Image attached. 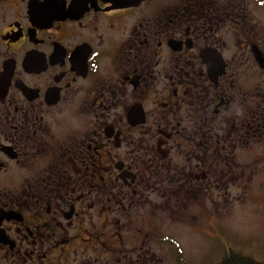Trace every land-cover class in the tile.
<instances>
[{"label": "flooded vegetation", "instance_id": "af4514ba", "mask_svg": "<svg viewBox=\"0 0 264 264\" xmlns=\"http://www.w3.org/2000/svg\"><path fill=\"white\" fill-rule=\"evenodd\" d=\"M263 162L264 0H0V264H184Z\"/></svg>", "mask_w": 264, "mask_h": 264}, {"label": "rangeland", "instance_id": "374dc122", "mask_svg": "<svg viewBox=\"0 0 264 264\" xmlns=\"http://www.w3.org/2000/svg\"><path fill=\"white\" fill-rule=\"evenodd\" d=\"M261 188H249L242 195V203L236 199L226 209H217V219L211 220L215 227V239L185 238L182 240L184 264H218L228 253H239L256 262L264 261V162L261 174L252 179L251 184ZM218 195V194H217ZM219 196V195H218ZM236 193L227 194L228 201L234 200ZM224 195L219 196L222 202ZM221 206V205H218ZM216 223V224H215ZM218 224V225H217ZM202 231L209 232L201 227ZM170 264V257L168 258Z\"/></svg>", "mask_w": 264, "mask_h": 264}, {"label": "trees", "instance_id": "16d2710c", "mask_svg": "<svg viewBox=\"0 0 264 264\" xmlns=\"http://www.w3.org/2000/svg\"><path fill=\"white\" fill-rule=\"evenodd\" d=\"M218 264H264V261L256 262L248 256L230 251Z\"/></svg>", "mask_w": 264, "mask_h": 264}]
</instances>
